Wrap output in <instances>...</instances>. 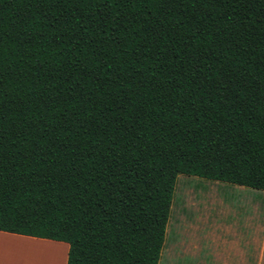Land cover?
<instances>
[{
    "label": "trees",
    "instance_id": "16d2710c",
    "mask_svg": "<svg viewBox=\"0 0 264 264\" xmlns=\"http://www.w3.org/2000/svg\"><path fill=\"white\" fill-rule=\"evenodd\" d=\"M179 174L264 191V0H0V230L158 264Z\"/></svg>",
    "mask_w": 264,
    "mask_h": 264
},
{
    "label": "rangeland",
    "instance_id": "374dc122",
    "mask_svg": "<svg viewBox=\"0 0 264 264\" xmlns=\"http://www.w3.org/2000/svg\"><path fill=\"white\" fill-rule=\"evenodd\" d=\"M236 187L226 182L214 183L197 176L179 174L158 264H249V257L244 255V250L233 251L230 249V241L212 239L221 228L219 235L223 236L226 228L223 224L235 220L234 217L222 214L226 212L223 203L228 205L239 195ZM39 243L46 244L44 247L29 245L28 252L20 249L19 261L15 264H23L22 261L25 264L63 263V244L55 247L47 240ZM46 245L49 249L45 248ZM59 246L62 247L59 249ZM235 252L241 253V257L238 258Z\"/></svg>",
    "mask_w": 264,
    "mask_h": 264
},
{
    "label": "crops",
    "instance_id": "0c3cea01",
    "mask_svg": "<svg viewBox=\"0 0 264 264\" xmlns=\"http://www.w3.org/2000/svg\"><path fill=\"white\" fill-rule=\"evenodd\" d=\"M210 181L214 183L221 182L215 180ZM236 186V189H238L240 193L235 196L230 203L228 202V205H225L226 202L223 203L226 207V212L222 214L234 217L235 220L224 223L223 225L226 228L222 233L223 236L219 235L223 229L221 228L219 234H215L212 239L215 240L216 238L222 242L230 241L232 246L229 247L233 251L242 252V250H244V255L249 257V264H264V191L240 185ZM228 192L229 191H226L225 193ZM230 227L231 229H229ZM46 240L54 246L57 244H63V246H65V250L63 249L65 254L62 264H66L68 250V244H66V242L3 230H0V264H15L16 261H19L18 251H20V249L28 252L29 247L27 246L29 245L44 247L46 243L39 242H46ZM47 247L48 245L45 246V248ZM60 247L62 246L57 248L60 249ZM53 250L57 249L54 248ZM234 254L238 258L241 257V253L235 252ZM22 263L25 264L23 261Z\"/></svg>",
    "mask_w": 264,
    "mask_h": 264
}]
</instances>
